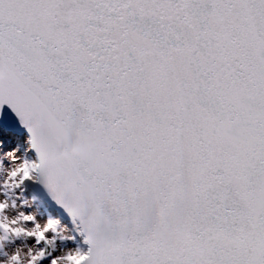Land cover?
<instances>
[{
  "label": "snow or ice",
  "instance_id": "obj_1",
  "mask_svg": "<svg viewBox=\"0 0 264 264\" xmlns=\"http://www.w3.org/2000/svg\"><path fill=\"white\" fill-rule=\"evenodd\" d=\"M6 106L0 264H264V0H0Z\"/></svg>",
  "mask_w": 264,
  "mask_h": 264
},
{
  "label": "water",
  "instance_id": "obj_2",
  "mask_svg": "<svg viewBox=\"0 0 264 264\" xmlns=\"http://www.w3.org/2000/svg\"><path fill=\"white\" fill-rule=\"evenodd\" d=\"M4 125L16 132H26V130L20 125L18 118L7 106L4 110L3 119L0 120Z\"/></svg>",
  "mask_w": 264,
  "mask_h": 264
},
{
  "label": "rangeland",
  "instance_id": "obj_3",
  "mask_svg": "<svg viewBox=\"0 0 264 264\" xmlns=\"http://www.w3.org/2000/svg\"><path fill=\"white\" fill-rule=\"evenodd\" d=\"M0 127H2L3 131H4L6 134H11V135L15 136L14 134L10 133V131H9L8 129H5V127H4L2 124H0ZM15 137H16V136H15ZM20 140L22 141L21 138H20ZM24 147L26 148V145H24Z\"/></svg>",
  "mask_w": 264,
  "mask_h": 264
},
{
  "label": "bare ground",
  "instance_id": "obj_4",
  "mask_svg": "<svg viewBox=\"0 0 264 264\" xmlns=\"http://www.w3.org/2000/svg\"><path fill=\"white\" fill-rule=\"evenodd\" d=\"M26 136H27V133L26 132H24L23 134H22V141L26 138ZM19 138V137H18ZM20 139V138H19ZM26 147H27V144H26Z\"/></svg>",
  "mask_w": 264,
  "mask_h": 264
}]
</instances>
